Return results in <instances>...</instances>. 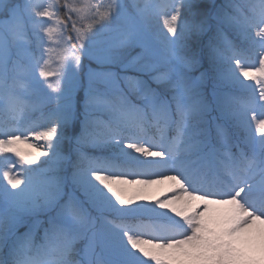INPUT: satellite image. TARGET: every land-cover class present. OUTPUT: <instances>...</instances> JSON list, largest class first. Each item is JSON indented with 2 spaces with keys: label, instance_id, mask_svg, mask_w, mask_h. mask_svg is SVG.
<instances>
[{
  "label": "snow or ice",
  "instance_id": "1",
  "mask_svg": "<svg viewBox=\"0 0 264 264\" xmlns=\"http://www.w3.org/2000/svg\"><path fill=\"white\" fill-rule=\"evenodd\" d=\"M0 155V264H264V0H0Z\"/></svg>",
  "mask_w": 264,
  "mask_h": 264
},
{
  "label": "rangeland",
  "instance_id": "2",
  "mask_svg": "<svg viewBox=\"0 0 264 264\" xmlns=\"http://www.w3.org/2000/svg\"><path fill=\"white\" fill-rule=\"evenodd\" d=\"M257 61H258V57H257L256 53L253 52L252 55H251V57H250V59H249V62L250 63H257ZM57 63H58V61L56 59V54L54 53L53 54V59H52V64H51V70H53V71L56 70ZM246 83H253V82L246 81ZM149 134L151 135L153 133L152 132H149ZM2 159H3V155H0V160H2Z\"/></svg>",
  "mask_w": 264,
  "mask_h": 264
},
{
  "label": "trees",
  "instance_id": "3",
  "mask_svg": "<svg viewBox=\"0 0 264 264\" xmlns=\"http://www.w3.org/2000/svg\"><path fill=\"white\" fill-rule=\"evenodd\" d=\"M38 115H39V114L37 113V117H38Z\"/></svg>",
  "mask_w": 264,
  "mask_h": 264
}]
</instances>
